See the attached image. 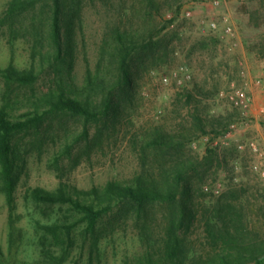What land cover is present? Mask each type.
Instances as JSON below:
<instances>
[{"label": "rangeland", "instance_id": "374dc122", "mask_svg": "<svg viewBox=\"0 0 264 264\" xmlns=\"http://www.w3.org/2000/svg\"><path fill=\"white\" fill-rule=\"evenodd\" d=\"M12 1L0 0V109L43 119L14 137L12 204L0 180V264H264V0H63L61 55L53 2ZM11 65L36 81L8 80ZM63 88L98 115L54 109ZM139 182L161 197L103 200L93 229L36 195Z\"/></svg>", "mask_w": 264, "mask_h": 264}, {"label": "trees", "instance_id": "16d2710c", "mask_svg": "<svg viewBox=\"0 0 264 264\" xmlns=\"http://www.w3.org/2000/svg\"><path fill=\"white\" fill-rule=\"evenodd\" d=\"M36 1L38 0H13L11 3V10H23L28 6L35 5ZM51 1L54 5L51 23V37L53 40L54 51H56V54L61 55L65 51V45H68V43L64 40L63 29H65V34L67 36L69 35L71 29L67 28L66 18H64L63 0ZM120 41V49H123V84L125 86H130L132 82L127 62L129 57L128 55L132 54L134 46L122 37ZM2 71L3 75L8 80L26 84H31L36 81V74L33 70L22 71L11 65ZM90 79H93L92 76H90ZM69 90V88H63L61 90L57 99L53 101L54 109H58L60 111H71L75 114L83 115L87 119L94 118L98 115L97 112L91 111L90 108L82 102V100L70 97L67 94V91ZM42 119L43 117L39 113L30 115L26 114L20 118H12L6 108L0 109V180L4 184V189L8 195L9 203L11 204L14 201V193L18 184V175L15 171L17 147L14 144V137L17 134L28 130L33 125L38 124ZM141 183L142 182H139L135 186L109 183L103 190L93 189L91 191H79L78 193L82 196L81 198H84L83 200L75 199L73 196H70L67 190L64 189L63 185L55 192L37 190L36 195L51 203H70L73 208L83 214L85 219L88 221L89 229H93L97 221L107 210V207L102 204L103 200H111L114 199L115 196H118L131 200L141 207L149 200L161 197V192H156V190L153 192L149 186H145ZM228 212L238 217V219H232V222L239 223L238 226H235L236 233L244 232L245 227L242 224L243 216L236 213V210L232 205L228 206ZM175 231L176 225L173 223L170 227V240L167 245V253L172 259L181 257L185 252L182 244L178 240L179 236ZM225 233L227 234L229 241L234 242L235 245H238L239 241L242 243L239 237L235 234H231V231L228 228H226Z\"/></svg>", "mask_w": 264, "mask_h": 264}, {"label": "built area", "instance_id": "2783aa9c", "mask_svg": "<svg viewBox=\"0 0 264 264\" xmlns=\"http://www.w3.org/2000/svg\"><path fill=\"white\" fill-rule=\"evenodd\" d=\"M238 98H241L243 102L247 101V96L244 92H237Z\"/></svg>", "mask_w": 264, "mask_h": 264}]
</instances>
